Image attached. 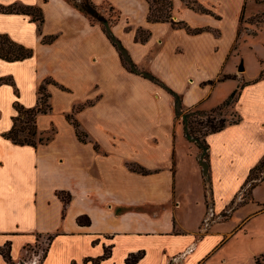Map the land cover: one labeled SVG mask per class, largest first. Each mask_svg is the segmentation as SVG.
Returning a JSON list of instances; mask_svg holds the SVG:
<instances>
[{
    "label": "crops",
    "instance_id": "1",
    "mask_svg": "<svg viewBox=\"0 0 264 264\" xmlns=\"http://www.w3.org/2000/svg\"><path fill=\"white\" fill-rule=\"evenodd\" d=\"M91 1L119 12L115 37L139 69L182 97L185 108H216L244 82L236 106L242 121L206 138L209 207L200 150L186 139L165 89L129 72L102 27L66 0H0V6L39 8L44 17L40 27L30 16L0 13V34L34 52L25 61L0 59V80L15 84L0 86V249L11 243V264H31L26 246L49 236L43 264L54 255L62 264H93L106 250L110 257L98 264H126L140 252L138 264H213L252 214L232 232L219 227L251 201L225 220L207 223L208 215L223 216L264 158V62L245 78L236 73L239 55L233 54L245 0H196L213 14L173 0V21L206 29L199 34L148 22L147 0ZM139 29L151 33L146 43L136 40ZM224 76L237 79L218 81ZM46 79L56 83L48 86L52 110L38 116L37 127L43 136L54 129L53 138L37 148L16 145L5 137L17 115L14 104L35 108ZM228 82L237 83L235 89ZM69 115L87 135L85 142ZM62 192L71 196L66 209ZM252 198L257 202L254 193ZM82 216L89 226L79 225ZM0 264H8L2 255Z\"/></svg>",
    "mask_w": 264,
    "mask_h": 264
},
{
    "label": "trees",
    "instance_id": "2",
    "mask_svg": "<svg viewBox=\"0 0 264 264\" xmlns=\"http://www.w3.org/2000/svg\"><path fill=\"white\" fill-rule=\"evenodd\" d=\"M71 6L76 10L83 13L89 20L94 24H99L108 39L111 41L113 46L117 49L120 58L124 67L131 73L142 76L145 79L150 80L161 88L165 89L175 101V112L177 118L181 121V124L184 128V134L186 139L198 146L200 154L198 156V162L201 167L205 196L207 204L210 207L212 202V176L210 168V147L207 143L206 138L209 135L219 133L223 131L228 126L237 125L242 121V117L234 112L232 119L228 118L227 111L235 110L240 97L241 91L244 87L233 91L230 96L218 107L213 109L210 113H206L201 110L198 106L194 108L187 109L183 106L182 97L167 87L159 78L153 75L151 72L146 70H141L131 59L128 51L123 46L121 41L115 37L112 32V26L118 23L120 19L119 12L109 3H104L102 5H96L91 0H66ZM187 7L190 9L201 13V14H213L210 10L204 8L196 0H182ZM247 0H245L246 2ZM264 2V0H259ZM149 4V13H148V22L150 23H171L175 28L186 29L190 34H199L206 29H196L193 30L188 27L185 23L179 22L176 23L173 21V10L174 4L173 0H147ZM108 6V8H107ZM245 8V6H244ZM108 10V11H107ZM108 12V13H107ZM0 13L3 14H23L32 17V20L37 22L41 27L44 22V17L41 9L35 7L21 6V5H11L8 7L0 6ZM244 17V10L241 17V21ZM151 36V33L144 29H139L137 32L136 40L140 43H146ZM52 37L44 38V42H51ZM33 50L29 49L15 41H13L8 35L0 34V59L7 62H20L25 61L33 57ZM264 77L262 74L260 78ZM233 79L236 80V76H224L218 81H225ZM214 82H210L213 84ZM4 84H9L15 86L11 78H2L0 80V86ZM56 85L52 79H46L39 88V103L35 108L27 109L21 105V103L16 100L14 107L17 112V115L13 118V127L12 129L5 134V137L11 140L14 144L19 146H32L37 148L39 145L46 144L52 140L53 135L43 136L38 130L37 127V118L41 114H47L52 110L50 104V94L48 92L49 85ZM17 98H19V93L16 90ZM81 107L76 108V111H79ZM206 118V120H200V118ZM69 122H71L76 130L77 136L83 142L87 140V135L81 130L80 125L76 121L73 115L67 116ZM129 167L136 172L146 174L144 168L137 165H129ZM264 182V158L261 162L251 171L244 187L245 189L249 186V196L250 198L245 199L242 203L236 204V201H233L228 207L227 211L223 213V217L227 218L231 215L239 206L249 203L253 200V190ZM59 198L63 201L64 207L66 209L67 205L71 201V196L64 192L59 193ZM245 198V196L243 197ZM78 223L80 226H89L91 221L89 217L82 216L78 218ZM7 250L0 249V255L4 257L8 264L12 263L11 257V243H8L6 246ZM110 257L109 251L106 250L105 255L92 260L93 264H98L102 260H105ZM144 257V253L140 252L139 254L130 255L126 264H138V262ZM89 260H87L88 262ZM257 264H260V261L257 260Z\"/></svg>",
    "mask_w": 264,
    "mask_h": 264
},
{
    "label": "rangeland",
    "instance_id": "3",
    "mask_svg": "<svg viewBox=\"0 0 264 264\" xmlns=\"http://www.w3.org/2000/svg\"><path fill=\"white\" fill-rule=\"evenodd\" d=\"M239 33V38L233 52L234 56L239 55L236 73L247 78L256 75L262 62H264V2H260L259 0H247L245 2L244 17L240 24ZM242 62L246 71L239 72L238 67H240ZM235 84L237 85V83L228 82L225 86L228 85L234 88ZM241 85H244V82ZM225 86L223 87L225 88L224 90L227 88ZM223 92L221 89L219 95ZM213 109L201 110L210 113ZM234 112H237L236 108L235 110L227 111L229 119L233 118L230 115H233ZM200 120L204 121L206 118L203 117ZM53 131L54 129L49 132V135H53ZM253 193L257 202L251 201L228 224L219 227L218 230L220 231L227 230L232 232L238 228L241 220L252 214L251 218L244 224V227L237 230L229 240V243L220 250L221 252L213 264H220L221 260L226 261L224 264H257V260L260 261V264H264V211L261 212L264 206V182L258 185L253 190ZM244 196L245 198H243ZM248 198H250L249 186L240 192L236 203L240 204ZM208 217L207 223L226 219L222 215L212 216L210 213ZM50 240L49 236H42L38 237L34 245L26 246L28 258L33 259L31 264H43ZM4 249L5 251L7 250L6 247ZM47 264L62 263L59 261L58 256L54 255Z\"/></svg>",
    "mask_w": 264,
    "mask_h": 264
},
{
    "label": "water",
    "instance_id": "4",
    "mask_svg": "<svg viewBox=\"0 0 264 264\" xmlns=\"http://www.w3.org/2000/svg\"><path fill=\"white\" fill-rule=\"evenodd\" d=\"M239 72H243L245 70L244 66H243V62L241 63L240 67H239Z\"/></svg>",
    "mask_w": 264,
    "mask_h": 264
}]
</instances>
